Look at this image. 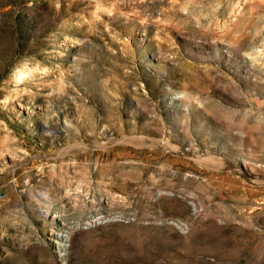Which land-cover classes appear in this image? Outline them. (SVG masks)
Masks as SVG:
<instances>
[{
	"label": "rangeland",
	"instance_id": "1",
	"mask_svg": "<svg viewBox=\"0 0 264 264\" xmlns=\"http://www.w3.org/2000/svg\"><path fill=\"white\" fill-rule=\"evenodd\" d=\"M0 264H264V0H6Z\"/></svg>",
	"mask_w": 264,
	"mask_h": 264
},
{
	"label": "bare ground",
	"instance_id": "2",
	"mask_svg": "<svg viewBox=\"0 0 264 264\" xmlns=\"http://www.w3.org/2000/svg\"><path fill=\"white\" fill-rule=\"evenodd\" d=\"M17 1V0H16ZM4 2H6V0H0V6H2L4 4ZM6 4V3H5ZM6 6V5H5ZM10 17V16H9ZM3 18V17H2ZM19 73H21L20 75H23L22 71H19Z\"/></svg>",
	"mask_w": 264,
	"mask_h": 264
}]
</instances>
